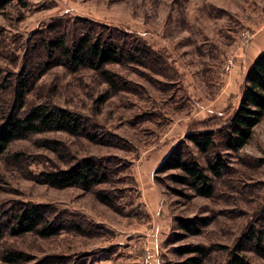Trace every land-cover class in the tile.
Returning <instances> with one entry per match:
<instances>
[{
	"label": "rangeland",
	"instance_id": "obj_1",
	"mask_svg": "<svg viewBox=\"0 0 264 264\" xmlns=\"http://www.w3.org/2000/svg\"><path fill=\"white\" fill-rule=\"evenodd\" d=\"M57 17L91 18L142 34L162 57L164 70L155 73L145 66H116L134 83L136 94L112 93L98 114L93 110V99L103 87L96 84L92 91L88 83L97 81L90 75L57 67L45 76L41 84L57 86L58 103L86 115L94 124L93 131L100 133L99 139L91 142L51 131L16 141L7 156L21 151L26 155L23 161L9 162L7 156L0 159V215L22 201H31L79 215L92 232H64L48 239L9 234L6 243L28 253L18 264H49V257L55 254L60 259L50 264H141L136 259L153 232L132 229H139L145 219L148 226L152 220L139 198L136 166L144 155L142 164L159 166L171 149L167 156L160 155L180 141L186 153L205 163L188 133L219 132L228 124L243 93L241 84L256 59L253 41L264 33V0H29L24 8L16 3L0 13V25L9 40V54L0 56L4 80L10 81L19 72L22 59L16 56L28 36ZM221 136L219 132L227 169L217 178L220 190L216 199L195 196L175 182L171 174L177 171H155L164 198V219L160 222L169 221L168 226L162 225V242L152 238L160 242V262L181 259L180 247L206 245L212 251L206 264H225L246 227L264 223V119L239 151L226 149ZM45 138L59 139L63 143L59 154L68 147L69 159H61L57 151L45 145ZM149 150L153 152L147 154ZM91 154L122 158L123 169L118 176L122 181L99 187H108L118 195L123 214L79 187L55 188L33 178L32 174L42 169L69 165L72 155ZM228 176L234 188L223 182ZM175 217H197L201 232L189 233ZM108 252L111 258L105 260ZM247 254L255 264H264V257L251 247ZM0 264L7 263L0 258Z\"/></svg>",
	"mask_w": 264,
	"mask_h": 264
},
{
	"label": "trees",
	"instance_id": "obj_2",
	"mask_svg": "<svg viewBox=\"0 0 264 264\" xmlns=\"http://www.w3.org/2000/svg\"><path fill=\"white\" fill-rule=\"evenodd\" d=\"M16 3L24 8L28 6L29 0H0V13ZM8 41V35H5L0 25V56L9 54ZM19 50L20 54L16 56V59H22L19 72L13 74L14 78L8 82L0 73V159L9 154L16 141L44 132L63 131L74 137L98 142L100 133L93 131L94 124L88 121V117L75 109L60 105L57 86L41 84L45 76L57 67L79 72V75H90L97 81L88 83L92 91L96 84L103 87L93 99V110L97 114L98 108L101 109L112 97V93L125 91L136 94L134 83L116 66H145L155 73H162L164 70L162 57L144 35H136L128 29L85 17L54 18L42 29L28 36ZM1 68L0 72L3 71ZM241 87L243 93L240 101L228 124L219 131L222 133L221 142L226 149L233 151L241 150L251 141L256 126L264 119V51L248 69ZM42 88L47 90H41ZM219 132L213 129L188 133L199 153L204 156L205 163L186 153L180 141L158 167L157 174L177 171L178 173H170L175 182L191 190L195 196L216 199L220 190L217 178L222 177L227 169L225 155L220 150ZM116 140L120 142L121 137ZM44 142L57 151L61 159H69L71 154L68 147L62 155L59 154L62 153L60 147L63 146L59 139L45 138ZM25 155L22 151L16 152L6 159L9 162H16L13 159L23 161ZM72 158L69 165L67 162L64 167L54 165L51 169H42L33 173V178L55 188L79 187L87 193H93L117 213L123 214L122 208L117 204L118 195H114L108 187H99L103 184L115 186L122 181L118 177L123 169L122 158L117 155L102 157L94 154L81 157L72 155ZM223 182L229 188L235 187L231 176ZM117 192L120 193V190ZM140 196L139 192V198ZM78 216L69 211L60 212L47 204L20 202L11 211L0 215V258L7 264H18L28 254L22 248L6 243L9 234L17 237L34 234L48 239L64 232L91 233L84 219ZM196 220L197 217L181 218L178 221L180 227L189 233L199 234L202 223H196ZM147 221L145 219L141 224ZM249 247L264 257V223H250L246 227L240 241L230 249L225 264H255L247 254ZM152 248L156 251L157 264H206L212 253L211 248L206 245H188L179 248L181 259L163 263L160 262L157 244ZM49 258V264L60 259L58 254Z\"/></svg>",
	"mask_w": 264,
	"mask_h": 264
},
{
	"label": "crops",
	"instance_id": "obj_3",
	"mask_svg": "<svg viewBox=\"0 0 264 264\" xmlns=\"http://www.w3.org/2000/svg\"><path fill=\"white\" fill-rule=\"evenodd\" d=\"M252 47H253L252 55L254 56V58H257L264 51V33L257 36L256 40L253 41ZM255 60L252 61V64L254 63ZM168 149L170 151V149L172 150V147L166 148V152H164V155L163 154L160 155V156H162V158L164 156H167ZM151 152H153V151L149 150V152L147 154H149ZM143 157L141 158V161H142ZM141 161L136 166L135 179H136L137 187H138L139 192L141 194L140 200L144 206H147L148 210L151 213L152 220H151V224H149L148 226H147V223L145 222L144 224H142L139 227V229H138V226H135V228H132V229H134L136 231H138V230H142V231L147 230V232L152 231L153 234L149 233V236H150L149 238L151 239V241L149 239H148V241H149L150 245L153 247V245H156V244L159 245V243L162 242V230H164L163 229L164 227H162V225L168 226L169 221L165 220L164 221L165 223L160 222L161 219H164V217H163L164 210H165L164 209V198H163V193L161 191V187H160V185H159V183L155 177V171L161 164L159 166L157 163L142 164ZM162 212H163V214H162ZM159 215H162L161 216L162 218L159 217ZM135 225H137V224H135ZM155 236L158 237L159 240H161L159 243H158V240L152 239ZM145 244H147V243L142 244V247L140 250H144ZM109 254H111V253L110 252L107 253V256H105V258H104L105 260H109L111 258V256ZM135 257H136V255H135ZM137 257H138V254H137ZM136 260L141 262V254L139 255L138 259H136ZM100 261H103L102 257H101Z\"/></svg>",
	"mask_w": 264,
	"mask_h": 264
},
{
	"label": "built area",
	"instance_id": "obj_4",
	"mask_svg": "<svg viewBox=\"0 0 264 264\" xmlns=\"http://www.w3.org/2000/svg\"><path fill=\"white\" fill-rule=\"evenodd\" d=\"M156 251L151 247L148 242L141 254V264H157Z\"/></svg>",
	"mask_w": 264,
	"mask_h": 264
}]
</instances>
